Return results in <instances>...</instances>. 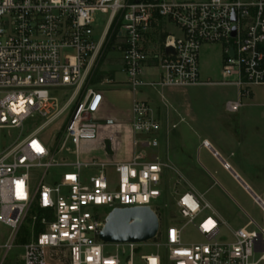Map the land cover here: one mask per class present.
<instances>
[{"label": "built area", "instance_id": "obj_1", "mask_svg": "<svg viewBox=\"0 0 264 264\" xmlns=\"http://www.w3.org/2000/svg\"><path fill=\"white\" fill-rule=\"evenodd\" d=\"M97 13L106 16L98 36ZM206 45L221 49L218 82L200 81L199 52ZM105 51L119 55L125 86L133 94L146 86H234L238 100L227 102L225 110L237 113L252 88L264 85V0H0V133L21 130L34 116L40 120L0 147V225L7 229L0 239V264H8L15 249L21 254L13 264H164L162 249L167 264H264V227L250 219L224 241L221 222L192 190L174 193L178 222L161 232L159 200L167 166L149 161L144 152L158 147L161 132L148 102L132 100L130 128L143 139L134 140L140 149L128 162L79 159L81 145L97 137L95 114L102 96L88 83ZM148 62L161 70L158 82L143 81ZM105 87H113L112 81ZM56 90L71 93L61 103L52 95ZM63 115L51 142L43 131ZM201 146L212 150L207 141ZM213 157L230 168L217 152ZM51 169L60 173L49 184ZM135 207L156 215L155 238L116 245L129 251L110 253V244L99 239L106 217L114 209ZM32 210L42 216L31 219L27 243L19 245ZM253 225L257 230L250 229ZM184 226L203 241L185 245ZM258 235L261 241L255 242ZM139 245L156 253L136 259L133 250Z\"/></svg>", "mask_w": 264, "mask_h": 264}, {"label": "rangeland", "instance_id": "obj_2", "mask_svg": "<svg viewBox=\"0 0 264 264\" xmlns=\"http://www.w3.org/2000/svg\"><path fill=\"white\" fill-rule=\"evenodd\" d=\"M178 1H205V0H178ZM106 16L97 13L95 15V24L97 27L94 29L95 35L98 36L104 26ZM115 53L114 51H105L104 58L101 59L98 67L88 83L93 89L97 91L104 90V87L99 85L104 84L103 79L100 83H94V80L100 76L99 69L104 68L106 62H116L119 56L113 55V58L107 60L110 57L109 54ZM107 60V61H105ZM221 49L219 45L215 46H203L199 52V71H200V81L201 82H218L221 80ZM162 92L166 98L161 104L163 109H168L170 111H175L179 109L184 113H189V118L187 119V124L179 125L177 131H181L188 144L195 149L196 138L199 137H209L217 143L223 146H228L231 144L232 137L234 135L236 138L243 139L247 137L249 140L258 142L260 140V132L264 134V131L256 130L255 127H264V85L256 86L252 88L253 99H242L243 106L239 109L238 113L230 114L225 111V104L227 102H233L238 100L237 88L234 86H223V85H201V86H188V87H164ZM71 91L69 90H56L53 91L52 95L61 100V103L65 101L70 96ZM130 97L127 94L114 93L111 94L109 98L110 106L114 109L121 110L122 112H127L130 106ZM138 100V99H137ZM159 115V120L161 117L160 109H157ZM65 115L58 118L56 121L52 122L43 131L46 139L51 142L54 141V137L61 125ZM100 123H102V118H97ZM166 120V118H165ZM40 120L37 116L26 120L23 123V128L6 130L0 133V147H4L7 143H10L16 139L19 134L25 135L29 132L35 125H39ZM174 128L175 126L172 125ZM196 131L198 136L196 137ZM233 134V135H232ZM188 151V161L196 163V149ZM62 158H66L68 162L75 161V157L71 155L63 154ZM191 162V163H192ZM185 164V162H184ZM213 164L215 162L213 161ZM191 166V165H190ZM217 166V164H216ZM168 171V170H167ZM59 169H51L45 180L46 183H53L59 180ZM186 178L190 179L189 172L184 171ZM88 175L89 172L83 173ZM111 178H113L112 173H110ZM263 175L259 180L263 181ZM182 182V181H181ZM178 181L172 179L171 177L165 175L161 183L162 197L159 200V215L160 220V230L163 232L165 227L169 225V222L177 223L178 217L175 213V208L173 205L174 196V184L176 185ZM184 185V183L182 184ZM179 187V186H178ZM233 189H227V192L231 197H228L226 193L217 194L218 208L223 216L224 222L220 226V236L224 241L231 240V231L239 229L247 224L251 218L259 227H264V218L262 211L257 207L250 197L244 193L241 189H238L233 183L231 184ZM221 194V195H220ZM212 202V201H211ZM211 206L214 207V205ZM212 210V209H211ZM41 213L37 210H32L26 219V222L18 234L17 244L24 245L27 243V235L31 231V219L35 217L39 219ZM37 225L35 230H37ZM250 229L257 230L256 226L253 225ZM7 229L0 225V239L4 237ZM202 238L195 232L191 226H184L182 233V242L185 245L194 244L202 242ZM110 253H122L128 252L129 248L124 246L108 245L106 247ZM134 257L139 258V255H148L156 253L154 247L148 245H139L134 247ZM159 253L163 257L164 264L166 263L165 251L159 250ZM21 254L20 249H15L11 252V255L7 259L8 264H13L15 256Z\"/></svg>", "mask_w": 264, "mask_h": 264}, {"label": "crops", "instance_id": "obj_3", "mask_svg": "<svg viewBox=\"0 0 264 264\" xmlns=\"http://www.w3.org/2000/svg\"><path fill=\"white\" fill-rule=\"evenodd\" d=\"M113 55L117 54L110 53L107 60L113 58ZM99 71L100 76L96 78L99 79L97 83H100L102 79L103 82L110 80L113 87L106 88L105 83L99 85L104 87V90L100 91L101 102L95 114L97 137L94 141L85 142L81 145L79 150L80 160L98 159L109 165L128 162L134 151L140 149L139 145L134 146V140L143 139L142 136L134 135L131 131V103L133 99L146 101L151 107L152 114L158 120L157 109H160L161 132L158 137V147L156 149L144 148V152L149 161L158 159L166 164L167 167L164 170L162 180L167 175L178 181L176 185L174 184V187L177 188L173 190L174 193L192 190L201 201L206 202L211 207L221 223L224 220L217 205V194L224 192L228 197H231L227 189H233L231 187L232 183L246 193L252 202L260 208L259 201L264 203V134L262 132L259 135L260 140L255 144V141L249 140L247 137L239 139L234 135L231 144L227 147H221L220 143L209 137H199L196 131V137L198 136L195 146L196 163L188 161L190 158L188 157V151L190 152L194 148L187 143L184 134L177 131V129L179 125L187 124L189 113H184L179 109H175L173 112L161 107L163 100H166L162 92L164 87L146 86L133 94L125 86L126 77L121 71L120 58L116 62L107 61L104 68L101 67ZM160 77L161 70L151 62H148L142 69V79L146 83L158 82ZM114 93H124L130 97L131 103L127 112H122L110 106L109 98ZM252 99L253 94L248 100ZM99 116L103 119L101 120L102 123L97 120ZM172 125L175 127L173 128ZM255 129L264 131V127H255ZM202 141H207L212 150L202 147ZM213 151L217 152L221 159L229 164L230 168L228 170L223 169L221 160L213 157ZM213 161L215 164H213ZM184 171L189 172V180L186 178ZM262 175L263 181L259 180ZM183 183L184 185H182ZM211 203L214 207L211 206Z\"/></svg>", "mask_w": 264, "mask_h": 264}, {"label": "water", "instance_id": "obj_4", "mask_svg": "<svg viewBox=\"0 0 264 264\" xmlns=\"http://www.w3.org/2000/svg\"><path fill=\"white\" fill-rule=\"evenodd\" d=\"M158 227V219L148 207L114 209L106 217L99 239L110 245L144 244L155 238ZM257 241H261L260 235Z\"/></svg>", "mask_w": 264, "mask_h": 264}, {"label": "bare ground", "instance_id": "obj_5", "mask_svg": "<svg viewBox=\"0 0 264 264\" xmlns=\"http://www.w3.org/2000/svg\"><path fill=\"white\" fill-rule=\"evenodd\" d=\"M259 205H260V207H262L263 209H264V203L263 202H261V203H259Z\"/></svg>", "mask_w": 264, "mask_h": 264}, {"label": "trees", "instance_id": "obj_6", "mask_svg": "<svg viewBox=\"0 0 264 264\" xmlns=\"http://www.w3.org/2000/svg\"><path fill=\"white\" fill-rule=\"evenodd\" d=\"M98 81H99V79H96V80H94V83H95V82L97 83ZM38 212H39V211H38Z\"/></svg>", "mask_w": 264, "mask_h": 264}]
</instances>
